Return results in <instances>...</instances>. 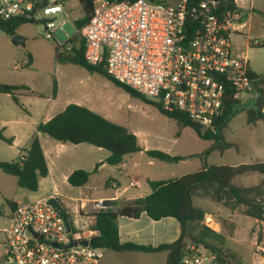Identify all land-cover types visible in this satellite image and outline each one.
I'll return each mask as SVG.
<instances>
[{
    "label": "built area",
    "instance_id": "1",
    "mask_svg": "<svg viewBox=\"0 0 264 264\" xmlns=\"http://www.w3.org/2000/svg\"><path fill=\"white\" fill-rule=\"evenodd\" d=\"M90 1L92 14L79 30L84 61L102 65L113 80L162 109L182 111L212 132L225 89L234 98L252 92L246 55L232 53L235 36L244 39L245 49L262 44L243 34L251 0ZM57 14L67 16L59 0H0V19H42L47 38L63 23L52 21ZM54 199L28 201L11 212L0 230L2 264H99L104 258V249L92 245L98 233L90 225L96 213L111 208L110 201L80 200L78 221ZM189 249L195 254L181 264L212 263L211 253Z\"/></svg>",
    "mask_w": 264,
    "mask_h": 264
},
{
    "label": "trees",
    "instance_id": "2",
    "mask_svg": "<svg viewBox=\"0 0 264 264\" xmlns=\"http://www.w3.org/2000/svg\"><path fill=\"white\" fill-rule=\"evenodd\" d=\"M78 2L82 16L73 21L76 33L67 41L70 46L69 50L65 52L59 51V46L55 48L56 62L77 65L90 73L100 74L130 97L154 106L159 113L175 121L178 127L190 128L200 139L212 142L211 146L199 155L201 159L200 169L173 179L147 180L150 188L149 194L118 205L115 202H107L111 208L96 213L90 225V228L98 233L92 239V245L113 252L155 253L163 251L166 252L165 264H181L185 255L194 254L192 250H189L190 246L206 247V251L212 253L217 264H231V260H235V256L230 254L224 246V236L204 224L205 213L192 204V198L209 199L231 209L243 206L245 215L259 222H264V190L261 185L264 180L258 185L248 187L234 182L237 177L253 174L261 175L264 179V162L231 166L227 164L209 165L205 161V157L213 149H237L235 144L226 142L223 137V129L230 119L237 114L239 101L234 98V91L230 88L225 89L220 112L213 121L214 130L212 132L203 129L182 111L162 109L158 102L148 99L113 80L105 72L102 65L90 66L84 61V41L80 38L79 30L90 19L93 7L90 0H78ZM260 17L264 18L262 15ZM27 22L30 21L24 18L0 19V32L11 37L18 28ZM249 74L252 79L253 97L246 120L249 124H255L257 121L264 123V76L260 77L251 70ZM55 93L56 82L53 80V96ZM0 94L9 95L12 101L18 104L19 95H31L32 92L26 85L0 84ZM33 95L40 97L38 93H33ZM36 132L62 143H87L105 149L109 152L104 161L108 165H118L124 155L142 151L136 136L125 127L77 104H68L48 121L40 122L36 126ZM0 140L6 144L12 143V138L5 137L2 132H0ZM145 154L151 159L164 163H178L193 157L171 156L160 150H145ZM19 155L22 158L18 156L15 161H0V170L14 176L19 187L34 192L37 190V177H44L48 172L37 135L31 138L27 149L19 150ZM98 165H95L93 171ZM89 175L90 172L88 171L75 170L68 176L67 182L71 187H81L87 182ZM51 202L59 207L55 199ZM8 205H10L9 202ZM142 213L154 221L164 217L176 219L179 224L178 238L171 243L161 244L157 247L131 243L120 244L116 224L117 217L137 218ZM62 215L66 218L64 213Z\"/></svg>",
    "mask_w": 264,
    "mask_h": 264
},
{
    "label": "rangeland",
    "instance_id": "3",
    "mask_svg": "<svg viewBox=\"0 0 264 264\" xmlns=\"http://www.w3.org/2000/svg\"><path fill=\"white\" fill-rule=\"evenodd\" d=\"M59 3L63 5L67 16L57 14L52 18L56 25L60 21L63 23L50 38L42 33L44 23L42 19L27 22L17 29L15 35L22 38V44L12 43L10 37L0 32V84L26 85L31 92L40 94V97L19 95V104L14 103L9 95L0 94V117L17 118L29 123L30 119L26 118L28 110L32 111L35 115L33 118H35L39 114H57L68 104L81 105L125 127L136 136L141 149L160 150L176 156H193L176 163L173 169L176 177L199 169L201 167L199 155L211 146V141L200 139L190 128L178 127L175 121L159 113L154 106L130 97L100 74L90 73L77 65L56 62L55 48L59 46V51L69 50L70 46L67 41L76 33L73 21L82 16L78 0H59ZM250 7L252 10L248 19L249 27L243 30V34L252 39H260L262 44L260 46L250 45L245 49L244 39L235 36L232 53L233 55L245 54L250 70L261 76L264 74V18L260 15L264 17V0H251ZM53 80L56 82L54 96L52 94ZM252 97V92H248L236 98L239 101L237 114L223 129L224 140L235 144L237 149H213L205 157L207 164L238 165L264 162V123L257 121L255 124H249L246 120L247 112L251 108ZM129 156H134V154ZM142 158L147 159L146 155ZM0 174H2L1 170ZM169 174V172L159 174L155 179H166ZM262 180H264L263 176L253 174L237 177L234 182L248 187L258 185ZM261 185L264 190V183ZM100 191L101 189L96 188V192ZM60 193L73 197L81 196L76 187L71 189V193L63 189ZM67 202L69 203L66 209L67 214L72 220H78L74 209L79 201L67 200ZM3 205L5 206L4 203ZM237 207L239 212L244 214L243 206ZM6 210V207L3 211L0 207V229L7 223ZM260 238H262V233ZM1 240L2 235L0 234V264H2L3 254ZM258 247L264 249V242L263 244L258 243L253 248L250 254L251 260L246 249H238L240 264L264 262V251ZM198 248L199 252L204 251L203 247ZM104 256L105 261L101 264H127L122 256L109 250H104ZM234 261L231 260V264H234ZM152 264H160V259ZM211 264H217V262L213 259Z\"/></svg>",
    "mask_w": 264,
    "mask_h": 264
},
{
    "label": "crops",
    "instance_id": "4",
    "mask_svg": "<svg viewBox=\"0 0 264 264\" xmlns=\"http://www.w3.org/2000/svg\"><path fill=\"white\" fill-rule=\"evenodd\" d=\"M33 93L35 92L33 91L31 95ZM54 115L45 113L33 118L35 115L31 110H28L26 118L30 119L29 123L17 118L4 119L0 117V132L5 137L12 138L11 144H6L0 140V143H2L0 144V161H15L19 156V150L27 149L31 138L37 135L48 170L46 176L37 177V190L34 192L19 187L14 176L4 172L0 174V207L2 211L5 207L7 208V223L11 212L16 206L38 198L54 196L59 206L65 208V210L69 207L67 200L101 199L115 202L118 205L149 194L150 188L147 180L176 178L173 171L176 163H164L151 159L145 154L146 149L131 153L134 156L124 155L118 165H108L104 162L109 155V152L105 149L101 150L102 148L99 149L87 143H62L51 139L45 134L37 133L36 126L40 122L48 121ZM143 155H146V160H143ZM96 164L99 165L93 171ZM75 170L90 172L87 182L81 187H76L81 196L62 195L60 193L62 189L71 193V189L74 188L68 184L67 178ZM166 172L170 173L166 179H155L157 175ZM96 188L101 189V191L96 192ZM8 202L10 205H8ZM192 204L204 211V224L224 236V246L230 254L235 256L234 264H240L238 249H246L250 259L253 248L258 243L263 244L264 222H259L242 214L241 211L239 212L238 207L231 209L221 203L198 197L192 198ZM116 224L120 244L131 243L157 247L161 244L171 243L179 236V224L172 217H164L154 221L145 213H142L137 218L119 216L116 219ZM260 232L262 238H260ZM0 234L2 235L1 231ZM111 252L122 256L127 264L130 262L152 264L158 259H160V264L166 262V252L163 251L155 253ZM103 259L99 264L105 261V256Z\"/></svg>",
    "mask_w": 264,
    "mask_h": 264
},
{
    "label": "water",
    "instance_id": "5",
    "mask_svg": "<svg viewBox=\"0 0 264 264\" xmlns=\"http://www.w3.org/2000/svg\"><path fill=\"white\" fill-rule=\"evenodd\" d=\"M32 22V21H31ZM10 41L12 42V43H14V44H22V38H20L19 36H17V35H13V36H11L10 37ZM264 76V74L263 75H261L260 77H263ZM253 90V89H252ZM84 244H86V242H83ZM203 249L204 250H207V248L206 247H203Z\"/></svg>",
    "mask_w": 264,
    "mask_h": 264
},
{
    "label": "bare ground",
    "instance_id": "6",
    "mask_svg": "<svg viewBox=\"0 0 264 264\" xmlns=\"http://www.w3.org/2000/svg\"><path fill=\"white\" fill-rule=\"evenodd\" d=\"M258 263H259V264H264V263H263V262H261V261H259Z\"/></svg>",
    "mask_w": 264,
    "mask_h": 264
}]
</instances>
